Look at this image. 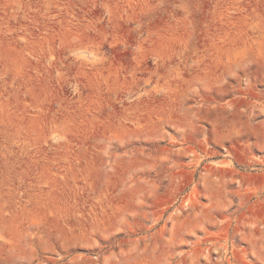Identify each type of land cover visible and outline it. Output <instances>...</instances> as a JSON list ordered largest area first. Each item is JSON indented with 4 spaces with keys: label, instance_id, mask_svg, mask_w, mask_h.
<instances>
[{
    "label": "rangeland",
    "instance_id": "obj_1",
    "mask_svg": "<svg viewBox=\"0 0 264 264\" xmlns=\"http://www.w3.org/2000/svg\"><path fill=\"white\" fill-rule=\"evenodd\" d=\"M0 264H264V0H0Z\"/></svg>",
    "mask_w": 264,
    "mask_h": 264
}]
</instances>
